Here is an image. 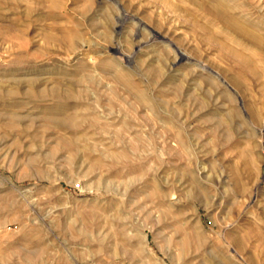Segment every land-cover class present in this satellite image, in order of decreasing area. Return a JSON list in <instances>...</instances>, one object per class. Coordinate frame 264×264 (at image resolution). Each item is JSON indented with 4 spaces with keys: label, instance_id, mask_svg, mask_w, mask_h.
<instances>
[{
    "label": "rangeland",
    "instance_id": "1",
    "mask_svg": "<svg viewBox=\"0 0 264 264\" xmlns=\"http://www.w3.org/2000/svg\"><path fill=\"white\" fill-rule=\"evenodd\" d=\"M264 0H0V264H264Z\"/></svg>",
    "mask_w": 264,
    "mask_h": 264
},
{
    "label": "built area",
    "instance_id": "2",
    "mask_svg": "<svg viewBox=\"0 0 264 264\" xmlns=\"http://www.w3.org/2000/svg\"><path fill=\"white\" fill-rule=\"evenodd\" d=\"M261 142H262V154L264 157V131H262L261 133Z\"/></svg>",
    "mask_w": 264,
    "mask_h": 264
}]
</instances>
